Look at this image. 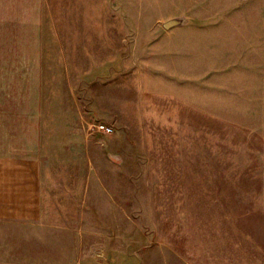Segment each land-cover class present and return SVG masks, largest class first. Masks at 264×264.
Listing matches in <instances>:
<instances>
[{
    "label": "rangeland",
    "instance_id": "1",
    "mask_svg": "<svg viewBox=\"0 0 264 264\" xmlns=\"http://www.w3.org/2000/svg\"><path fill=\"white\" fill-rule=\"evenodd\" d=\"M68 1L47 0L51 22L77 25L76 39L92 35L106 57L110 72L95 64V119L121 150L109 184L120 162L126 174V187L115 186L125 241L94 263L264 264V0ZM176 17L185 23L161 27ZM107 112L117 120H101ZM92 123L85 135L99 139ZM48 226L0 228V264H84L79 231L53 255L69 231Z\"/></svg>",
    "mask_w": 264,
    "mask_h": 264
},
{
    "label": "crops",
    "instance_id": "2",
    "mask_svg": "<svg viewBox=\"0 0 264 264\" xmlns=\"http://www.w3.org/2000/svg\"><path fill=\"white\" fill-rule=\"evenodd\" d=\"M66 1L64 5H71ZM50 14L47 0H0V228L67 229L69 233L55 238L53 255L63 250L67 236L79 231L77 251L87 254L85 261L92 264L95 255L119 253V243L125 241L119 226L125 210L119 208L120 188L115 186L126 187V174L120 162L111 185L107 178L113 173L106 170L109 159L120 156V147L101 135V156L103 152L95 153L98 137L83 130L89 119L99 121L93 84L103 76L95 75V64L101 73L104 67L106 72L111 69L103 61L106 57L96 54L92 35L88 42L79 40V34L76 39L77 25L53 24ZM19 72L23 77L18 78ZM100 117L107 123L117 120L109 112ZM112 138L124 145L121 134ZM94 161L102 169L94 168ZM99 170L106 173V182ZM115 230L119 234L107 241L98 237Z\"/></svg>",
    "mask_w": 264,
    "mask_h": 264
},
{
    "label": "built area",
    "instance_id": "3",
    "mask_svg": "<svg viewBox=\"0 0 264 264\" xmlns=\"http://www.w3.org/2000/svg\"><path fill=\"white\" fill-rule=\"evenodd\" d=\"M105 125H104V123H101V122H94V123L90 124L89 129H90L91 133L103 132L105 136L110 135L112 133L111 129Z\"/></svg>",
    "mask_w": 264,
    "mask_h": 264
},
{
    "label": "water",
    "instance_id": "4",
    "mask_svg": "<svg viewBox=\"0 0 264 264\" xmlns=\"http://www.w3.org/2000/svg\"><path fill=\"white\" fill-rule=\"evenodd\" d=\"M184 23H185V19L183 17H176V18H172V19H169V20L163 22L161 24V27L164 30H169L171 28L181 26Z\"/></svg>",
    "mask_w": 264,
    "mask_h": 264
}]
</instances>
